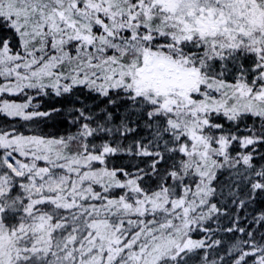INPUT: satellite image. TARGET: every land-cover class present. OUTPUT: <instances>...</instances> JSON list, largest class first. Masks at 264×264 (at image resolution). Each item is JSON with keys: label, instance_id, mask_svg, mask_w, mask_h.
<instances>
[{"label": "snow or ice", "instance_id": "obj_1", "mask_svg": "<svg viewBox=\"0 0 264 264\" xmlns=\"http://www.w3.org/2000/svg\"><path fill=\"white\" fill-rule=\"evenodd\" d=\"M0 264H264V0H0Z\"/></svg>", "mask_w": 264, "mask_h": 264}]
</instances>
